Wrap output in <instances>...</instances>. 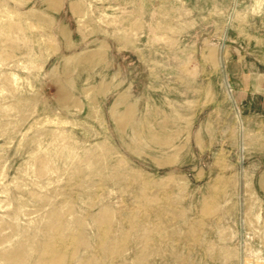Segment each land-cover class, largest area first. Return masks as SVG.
I'll return each instance as SVG.
<instances>
[{"label": "rangeland", "instance_id": "374dc122", "mask_svg": "<svg viewBox=\"0 0 264 264\" xmlns=\"http://www.w3.org/2000/svg\"><path fill=\"white\" fill-rule=\"evenodd\" d=\"M8 248L264 264V0H0Z\"/></svg>", "mask_w": 264, "mask_h": 264}, {"label": "bare ground", "instance_id": "6f19581e", "mask_svg": "<svg viewBox=\"0 0 264 264\" xmlns=\"http://www.w3.org/2000/svg\"><path fill=\"white\" fill-rule=\"evenodd\" d=\"M104 212H102L100 214V217L104 216ZM49 217L50 218H56L57 217V214L55 213H51L49 214ZM0 258L1 259H4V260H7V261H11V260H16L18 263L21 259V253L20 251H18L16 248H12V249H6V250H3L0 252ZM15 261V262H16ZM15 264V263H14Z\"/></svg>", "mask_w": 264, "mask_h": 264}, {"label": "crops", "instance_id": "0c3cea01", "mask_svg": "<svg viewBox=\"0 0 264 264\" xmlns=\"http://www.w3.org/2000/svg\"><path fill=\"white\" fill-rule=\"evenodd\" d=\"M227 89L229 90V88L227 87Z\"/></svg>", "mask_w": 264, "mask_h": 264}]
</instances>
